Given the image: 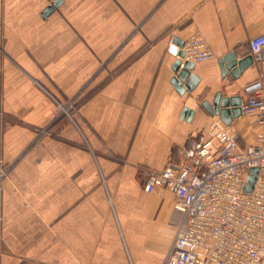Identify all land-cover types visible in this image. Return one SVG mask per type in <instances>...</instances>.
<instances>
[{"label":"crops","instance_id":"crops-1","mask_svg":"<svg viewBox=\"0 0 264 264\" xmlns=\"http://www.w3.org/2000/svg\"><path fill=\"white\" fill-rule=\"evenodd\" d=\"M0 0V264H163L181 221L174 194L144 171L196 162L213 116L200 103L240 95L264 0ZM198 33L215 56L180 94L169 42ZM251 56V55H250ZM252 58V57H251ZM76 100L69 118L57 107ZM183 106L194 109L186 120ZM241 144L248 122L234 119Z\"/></svg>","mask_w":264,"mask_h":264},{"label":"built area","instance_id":"built-area-1","mask_svg":"<svg viewBox=\"0 0 264 264\" xmlns=\"http://www.w3.org/2000/svg\"><path fill=\"white\" fill-rule=\"evenodd\" d=\"M248 48L253 61L262 62L264 32L251 37ZM182 50L183 60L194 63L215 56L198 33L185 39ZM242 94L236 119L248 122L252 142L241 144L234 119L226 124L213 116L207 139L195 150L196 162L144 171V191L172 192L173 208L182 217L163 264H264V69ZM57 107L69 118L77 109L72 99ZM251 168L257 173L246 192ZM9 169L0 160V185Z\"/></svg>","mask_w":264,"mask_h":264},{"label":"water","instance_id":"water-1","mask_svg":"<svg viewBox=\"0 0 264 264\" xmlns=\"http://www.w3.org/2000/svg\"><path fill=\"white\" fill-rule=\"evenodd\" d=\"M59 0L54 1L53 4L46 9L52 10L58 3ZM184 40L174 36L171 39L169 51L176 56L171 69L174 75L170 79V83L174 86L176 91L180 94L193 89L198 83V78L195 74L190 73V70L194 66V62L189 60H183L184 53L182 46ZM250 55H245L237 60V56L234 51H231L218 59V66L221 77H224L229 72L233 77H236L239 72L251 61ZM240 102L241 96L231 95L223 96L220 91L216 92L211 100L203 99L200 106L211 116L219 117L224 123L229 124L233 119L240 116ZM194 113V109L188 106H183L181 116H186L188 120ZM257 173L256 168H251L246 179L244 191L250 192L253 189V183L255 181V174Z\"/></svg>","mask_w":264,"mask_h":264},{"label":"rangeland","instance_id":"rangeland-1","mask_svg":"<svg viewBox=\"0 0 264 264\" xmlns=\"http://www.w3.org/2000/svg\"><path fill=\"white\" fill-rule=\"evenodd\" d=\"M72 100H74V101H75V103H76V100H75V99H72Z\"/></svg>","mask_w":264,"mask_h":264}]
</instances>
